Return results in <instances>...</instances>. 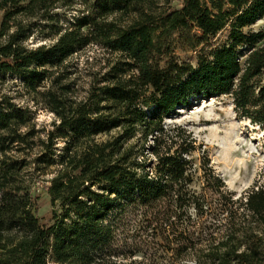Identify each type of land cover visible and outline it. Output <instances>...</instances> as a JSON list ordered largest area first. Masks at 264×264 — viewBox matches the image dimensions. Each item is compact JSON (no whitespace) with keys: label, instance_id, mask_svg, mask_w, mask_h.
I'll return each mask as SVG.
<instances>
[{"label":"trees","instance_id":"trees-1","mask_svg":"<svg viewBox=\"0 0 264 264\" xmlns=\"http://www.w3.org/2000/svg\"><path fill=\"white\" fill-rule=\"evenodd\" d=\"M77 5L64 28L54 9ZM0 12V74L55 114L35 162L58 167L41 216L30 161L13 156L34 143L33 114L0 100V264H264V184L236 196L192 132L166 123L192 98L226 94L264 128V25L253 28L264 0H0ZM22 17L49 21L55 42L28 48L46 24ZM90 44L117 58L78 97L63 67ZM190 52L196 64L181 56Z\"/></svg>","mask_w":264,"mask_h":264},{"label":"rangeland","instance_id":"rangeland-1","mask_svg":"<svg viewBox=\"0 0 264 264\" xmlns=\"http://www.w3.org/2000/svg\"><path fill=\"white\" fill-rule=\"evenodd\" d=\"M80 5L73 8L57 7L54 9L56 13H60L61 20L59 24L66 28L75 20L80 13ZM2 13L0 12V20ZM20 20L30 23L32 21L44 22L42 28H39L32 35L25 45L28 48H36L43 44H52L56 37L53 34L52 26L47 20L28 19L22 17ZM264 25V20L259 21L253 28L260 29ZM220 36L218 42L223 40ZM183 60L191 61L196 64V54L193 52L182 53ZM117 58V54L111 53L104 47L98 44H90L84 49L76 52L70 59L67 60L63 67V72H68L69 81L74 83V90L78 97H82L86 93V89L90 86L93 76L96 72L104 73L108 70V61ZM50 83L44 84L40 90L49 88ZM4 97L10 98L22 108L31 110L36 129V134L33 137V145L22 152H13V156L18 158H27L30 164L25 169V177L27 183L29 178H33L32 193L36 191L42 192L43 196L40 199L39 215H46L51 209L49 195L42 188L43 184H48L52 177L57 174L58 167H50L43 170H37L36 156L42 153L43 146L41 140L47 138L48 130L53 128V122L56 116L51 112L41 97L33 92H28L24 86L22 78L13 75L0 74V100ZM167 124H179L190 130L196 138L198 145L207 154L211 160V164L220 174L229 190L234 191L236 196H242L247 190L254 187L256 182L264 184V128L255 124L250 119H246L236 111L232 98L229 95H212L199 96L190 99V103L184 107L177 109L176 113L166 118ZM30 125L24 126L22 131H27L31 128ZM114 133V132H113ZM112 133V134H113ZM110 135H100L98 140H106ZM63 142L58 141L56 146L61 148ZM201 153H195L196 164L199 167L201 164ZM202 175L200 169L197 176ZM195 186L201 190L202 180L197 179ZM137 235L136 240L139 245H147L146 241L140 240V235L143 239L147 238L144 233H133ZM135 240V238H133ZM143 251L132 257L138 261H147L156 251L154 248L142 247ZM151 254V255H150ZM162 249L157 252L158 261L164 262L166 259L161 258ZM168 256H166L167 258ZM131 259H120L122 263L129 262ZM171 264V263H169ZM181 264H193L191 260H185Z\"/></svg>","mask_w":264,"mask_h":264}]
</instances>
